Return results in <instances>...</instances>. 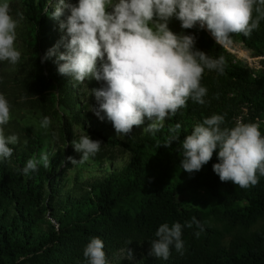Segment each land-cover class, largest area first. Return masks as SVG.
Wrapping results in <instances>:
<instances>
[{"label": "trees", "instance_id": "16d2710c", "mask_svg": "<svg viewBox=\"0 0 264 264\" xmlns=\"http://www.w3.org/2000/svg\"><path fill=\"white\" fill-rule=\"evenodd\" d=\"M46 2L13 5L21 20L20 61L0 65V94L10 105L8 135L13 131L19 137L9 145L11 158L0 161V264H87L83 248L94 236L103 240L110 264H264V176L242 189L213 172L215 150L210 162L191 174L180 167L179 153L185 135L212 114L224 116L223 127L256 123L264 136V21L250 37H231L260 58L259 68L218 45L209 31L190 29L197 49L225 59L222 74L207 69L202 74L205 103L189 99L159 131L143 130L151 123L145 118L131 134L117 136L111 122L91 111L95 100H84L80 84L57 72L55 56L42 59L60 41L58 18ZM63 50L61 45L58 51ZM23 109L40 111L37 123L30 126L25 112L19 113ZM44 116L51 119L47 129L40 127ZM176 123L178 139L165 146ZM76 130L102 143L83 164L68 159L80 158L72 146L79 139ZM45 152L48 170L41 165L30 175L21 173L30 157ZM123 153L129 157L118 165ZM193 217L202 230L195 224L183 227L182 255L175 248L167 261L148 254L160 224L185 225ZM127 248L133 250L131 262L124 256Z\"/></svg>", "mask_w": 264, "mask_h": 264}, {"label": "clouds", "instance_id": "9594fccd", "mask_svg": "<svg viewBox=\"0 0 264 264\" xmlns=\"http://www.w3.org/2000/svg\"><path fill=\"white\" fill-rule=\"evenodd\" d=\"M62 15L65 18L59 28L64 35L42 59L55 56L57 72L76 84L91 79L99 82V87L89 89L95 99L91 111L99 120L111 122L115 135L127 136L145 118L151 123L143 130L159 131L166 120L187 107L189 99L203 105L208 91L201 84L205 69L224 72V57L212 58L197 49L192 34L174 33L169 28L173 18L180 21L181 29L208 30L218 45L225 46L232 43V34L250 37L259 29L264 21V0H55L52 16ZM18 24L8 0H0V61L12 65L21 56L14 47ZM61 45L64 50L58 51ZM9 120V102L0 94V126ZM224 123L223 115L212 114L195 124L180 142V167L190 174L200 171L215 150L218 162L212 164V170L221 182L231 181L242 189L253 187L264 176V136L256 123L238 122L231 128L223 127ZM50 125L51 119L44 116L40 127ZM170 131L174 135L165 146L178 139L181 125L176 123ZM17 143L18 135H5L0 127V161L11 158L14 148L9 145ZM101 145L100 140L82 135L72 141L79 160L68 159L83 164ZM41 165L50 168L46 152L30 157L20 171L27 176ZM193 224L202 230L195 217L185 225L160 224L148 254L167 261L175 248L182 255V229ZM195 235L199 237L200 231ZM83 256L87 264H110L99 237L88 241ZM124 256L132 259L133 250L127 248Z\"/></svg>", "mask_w": 264, "mask_h": 264}, {"label": "rangeland", "instance_id": "374dc122", "mask_svg": "<svg viewBox=\"0 0 264 264\" xmlns=\"http://www.w3.org/2000/svg\"><path fill=\"white\" fill-rule=\"evenodd\" d=\"M17 2V0H8V3L10 5V9H11V14L12 16L14 17V19H17L19 21V24L17 26V28L15 29L16 31V39L14 41V47L20 52V41H19V37H18V28H20L21 26V20L19 18H17L13 13H12V8H13V5ZM72 3H78V0H71ZM47 8H49L51 11H54L55 10V0H47ZM108 11H110V9H106ZM67 13H65L66 15ZM65 18V16H61L59 17L57 20H56V23L59 25V22L60 20H63ZM169 28L174 32V33H181L183 32L184 34H191V31L190 29H181L180 27V21L176 20L175 18H173L170 23H169ZM58 35H59V39H61V36L64 35L63 31L59 28L58 30ZM225 47H227V49L229 51H231L233 54H235V56L237 58H240V59H243L247 62V64L250 66V67H255V68H259L260 67V58L259 57H251L248 53V51H246L241 44L239 43H232V44H228V45H225ZM2 62H7L9 63L8 61H0V65ZM11 69V67L9 68ZM13 70H16V69H13ZM100 86V83L97 82L95 79H91V80H86L84 82V84H80L79 85V88H80V91L82 92V90H84L85 93V97H83L84 100H87L88 102L91 101L93 102L94 97L89 93V89H92V88H96V87H99ZM22 112H25L22 113ZM40 111H37V112H31V111H26L25 109H23L22 111H20L19 113H22V115H24V118L27 120L26 122H29L30 126H32L34 123H37V116L40 115L39 113ZM23 120H21L22 122ZM0 127H3L4 129V133L5 135H8V132H9V125H3V126H0ZM10 134H14L13 131L12 133ZM76 134L77 136H82V135H89L90 138L94 139V140H100L99 137H95V136H92L90 135L89 133L85 132V131H79V130H76ZM101 141V140H100ZM118 152V151H117ZM128 154L127 153H123L122 155L118 156L117 160H116V163L118 165H122L124 164L127 159H128ZM205 195L201 194L200 196V199L202 200H205L206 198H204ZM207 201L210 202L211 199L207 198ZM123 257V255H122ZM125 258V257H124ZM129 261L131 262L132 259H129Z\"/></svg>", "mask_w": 264, "mask_h": 264}, {"label": "water", "instance_id": "95a60500", "mask_svg": "<svg viewBox=\"0 0 264 264\" xmlns=\"http://www.w3.org/2000/svg\"><path fill=\"white\" fill-rule=\"evenodd\" d=\"M206 30V29H205ZM208 32V30H206Z\"/></svg>", "mask_w": 264, "mask_h": 264}]
</instances>
